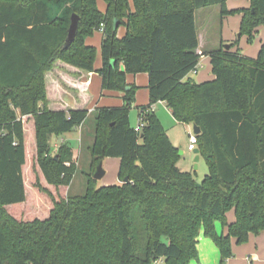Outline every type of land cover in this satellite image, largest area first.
Segmentation results:
<instances>
[{
	"label": "trees",
	"instance_id": "trees-1",
	"mask_svg": "<svg viewBox=\"0 0 264 264\" xmlns=\"http://www.w3.org/2000/svg\"><path fill=\"white\" fill-rule=\"evenodd\" d=\"M104 2L105 11L98 0H0V264H190L200 260L202 230L226 264L233 239L241 245L264 231V43L252 58L234 43L211 51L215 78L185 81L200 60L196 10L221 4L234 14L227 0ZM54 5L65 13L53 16ZM242 12L239 31L252 40L264 26V0ZM73 13L80 22L67 46ZM102 25L96 68L97 47L86 38ZM59 66L97 71L103 90L125 93L123 106L95 109L90 146L96 168L120 158L122 183L90 180L85 193L68 194L79 152L53 148L51 137L85 123L89 109L51 107L47 73ZM141 72L149 74L150 103L140 107L138 131L129 123L136 85L127 75ZM160 100L177 121L201 128L203 180L178 165L181 150L151 109Z\"/></svg>",
	"mask_w": 264,
	"mask_h": 264
},
{
	"label": "crops",
	"instance_id": "crops-1",
	"mask_svg": "<svg viewBox=\"0 0 264 264\" xmlns=\"http://www.w3.org/2000/svg\"><path fill=\"white\" fill-rule=\"evenodd\" d=\"M220 6L219 11L222 12V5ZM216 5V6H218ZM212 6V5H209ZM214 6V5H213ZM251 6V0H227L226 9L229 11L237 10V17L230 16L228 20L230 32L226 31L224 28V20H222V28L219 30L218 40L212 44H208L206 42V36H203L199 33L197 29V33L199 34V46H198V53L200 54V60L198 63L197 68L193 69L189 75H187L188 80H194L198 83H204L205 81H209L215 78V74L213 72V64H211V51L220 50L223 46L224 42L232 40V34H235L236 31L240 30L241 22H242V14L243 10L249 9ZM204 7V6H203ZM196 13V12H195ZM230 15V14H229ZM196 17V16H195ZM197 18V17H196ZM197 22V20H196ZM205 30V28H203ZM235 32V33H234ZM255 35L252 40L249 39L248 35H243L242 39H247V42L250 43L251 41H255L249 46H243L240 44L239 47L244 51V55L247 57H257L262 44L264 43V26H259L256 31ZM121 36V35H120ZM86 43H88V39L86 38ZM90 45V44H89ZM208 51V52H207ZM95 67L99 68L101 65L95 63ZM75 72L76 74H72L71 72ZM75 68H71L70 66H59L56 67L54 71L47 73V82L49 87H51V92L53 91V101L51 103V107L53 108H60L65 107L66 109L72 108H79V107H86L89 109V113L95 112V109L100 106L102 102V97H116L118 101L110 100V102L105 103L103 106L110 107V106H123L125 101L123 96L125 93L123 91H105L102 88V76L99 72L95 71L93 73H79L76 72ZM191 74V77H190ZM186 78V77H185ZM127 82L131 85H136V92H135V105L137 106L138 113L140 115V107L143 105H148L150 103L149 98V74L147 72H141L138 74L129 73L127 75ZM100 90V97H97V90ZM50 90V89H49ZM55 92L58 93V96L55 95ZM114 92L116 95L111 94ZM142 92H146V98H142ZM59 97L60 103L54 99ZM158 104L167 108L168 112H171V109L168 107L167 103L163 100L158 101V103L152 105V111L155 113V108ZM80 125L79 127H82ZM66 132L64 133L67 134ZM171 142L172 135L168 132ZM62 135L58 136L53 144V147H58L64 142L67 141V138ZM189 149V148H188ZM184 153V151H183ZM182 153V154H183ZM203 159L200 155V160ZM116 160V161H113ZM104 163V167L106 169L107 165H112V163L121 164L120 158L118 157H107L102 160ZM106 165V166H105ZM107 173V169H106ZM234 218L228 214L229 222H233L235 220V210L232 209ZM217 229L221 233L225 230L222 223L217 222ZM250 240L246 243H242L239 245L236 239H233V255L232 257L226 260V264H264V231L260 234L250 235ZM200 243L198 244L200 261H193L192 264H221L222 255H220V250L213 239L205 237L202 233L199 237Z\"/></svg>",
	"mask_w": 264,
	"mask_h": 264
},
{
	"label": "rangeland",
	"instance_id": "rangeland-1",
	"mask_svg": "<svg viewBox=\"0 0 264 264\" xmlns=\"http://www.w3.org/2000/svg\"><path fill=\"white\" fill-rule=\"evenodd\" d=\"M98 4L102 11L106 10V4L104 0H98ZM219 9H220L219 5L204 6L203 8H198L195 13V16L197 17L196 27L199 33L202 34V38L203 36H206L205 38L208 44L210 43L213 45V43L218 40V36H219L218 32L222 28V20H224L225 30L228 31L229 29L228 20L230 16H233L234 18L237 17L236 16L237 12H234V14L229 15V14H223L221 10L219 11ZM65 10L66 9L64 5L63 6L54 5L52 7L51 13L53 16H60L65 13ZM203 28H205V30H203ZM125 31H126L125 25L121 26L120 29L118 30V35L124 36ZM228 32H230V30ZM232 36H233L232 40L224 42L223 46L226 48V45H229L230 43H234L232 47L233 51H236L238 48H240L239 47L240 44H243V46L245 47L246 46L251 47V45L255 43V41H251L250 43H248L247 39L245 38L242 39V41H240L242 38V34L239 30L236 31L235 34H232ZM87 39L90 45L92 46L94 45L97 47L98 54H97L96 63L102 66L103 57L101 52V44L103 40V31L96 30L93 32L91 36L87 37ZM236 40H238L237 43L235 42ZM240 49H241V53L244 54L242 46ZM184 80L186 81L188 80V78L186 77ZM100 90L101 88L97 90V92H95L98 98L100 97ZM112 93L113 95H116L114 92H111V94ZM141 95L143 96L142 98L144 99L146 98V92H142ZM110 100L118 101V98L112 96L106 98L102 97V102L100 103L99 107H103V105L105 103L110 102ZM129 114H130V122H129L130 125L134 128L139 127L141 125V114L139 115L135 103L131 105ZM155 114L157 115V117H159L164 128L171 133L173 144L178 146L181 151H184V153L181 155L180 159L178 160L179 161L178 165L180 166V168L184 171L193 172L197 180L199 181L203 180L205 178V175L209 171L208 164L204 159H201L198 163V167H196V162L194 160L195 155L193 153V150L190 151L188 149L189 134L190 132L194 131L193 124L192 123L184 124L177 121L175 116H173L170 112H168L167 108L162 106L161 104L160 105L158 104V106H156ZM88 116H89L88 119L86 120L85 123H83L82 127L75 128L69 131V133L64 135L67 138V141L64 143L70 146L71 148L76 149L77 152H79L78 154L79 158L77 162L78 169L73 177L74 180L72 181L68 189V194L71 196H77L85 193L89 186L90 180H95L94 183L96 187L122 183L121 179L119 178L120 164L117 163H112V165H107L106 167L107 173L102 178L99 179L94 178L97 168L95 164L92 162V154L90 151V146L94 143L95 140L96 112H91L89 113ZM57 138H59L57 135H52L51 137L52 147ZM229 213H228L229 216L231 215L234 218L233 211L230 210ZM217 222L219 221L215 222L216 227H217ZM224 229L225 230L222 233L221 231L218 232L220 234H223L227 231L226 227ZM202 233L204 234L203 230L198 236V239ZM199 243H200V239H199ZM194 261L198 262L200 260H194ZM192 262L190 264H192ZM158 264H163V262L159 261Z\"/></svg>",
	"mask_w": 264,
	"mask_h": 264
},
{
	"label": "water",
	"instance_id": "water-1",
	"mask_svg": "<svg viewBox=\"0 0 264 264\" xmlns=\"http://www.w3.org/2000/svg\"><path fill=\"white\" fill-rule=\"evenodd\" d=\"M79 19H80V16L77 13H73L71 15V24H70V27L68 30V36H67L68 38H67L66 43H65V45H67V46L70 45L76 38L75 36H76L77 30L79 27V22H80ZM114 20H115L114 29H118L119 25L121 24V20H119V19H114ZM226 48L230 49L229 45H226ZM193 128L197 134H200L202 131L201 128L196 124H193ZM181 153H183V151H181ZM193 153L195 155L194 160L196 162V167H198V163L200 161V148L194 149ZM58 157H59V155H57V158ZM105 174H106V170L104 168V163L101 160L99 162V165L97 166L94 178L95 179L102 178ZM129 180H130V178L126 177L124 182H128Z\"/></svg>",
	"mask_w": 264,
	"mask_h": 264
},
{
	"label": "built area",
	"instance_id": "built-area-1",
	"mask_svg": "<svg viewBox=\"0 0 264 264\" xmlns=\"http://www.w3.org/2000/svg\"><path fill=\"white\" fill-rule=\"evenodd\" d=\"M101 30H104V25H102ZM144 125V121H143V115L141 116V125L139 127H137L136 129L138 131H141V129L143 128ZM198 134L195 131L190 132L189 134V150H194L197 148L198 144Z\"/></svg>",
	"mask_w": 264,
	"mask_h": 264
}]
</instances>
